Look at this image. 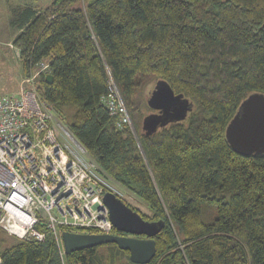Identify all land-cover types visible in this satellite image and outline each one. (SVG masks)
Returning <instances> with one entry per match:
<instances>
[{"label": "trees", "instance_id": "obj_1", "mask_svg": "<svg viewBox=\"0 0 264 264\" xmlns=\"http://www.w3.org/2000/svg\"><path fill=\"white\" fill-rule=\"evenodd\" d=\"M11 25L24 76L41 64L53 75L37 80L40 98L151 215L125 203L164 222L149 264H264V154L241 155L226 139L242 102L264 94V0H55L18 8ZM111 78L135 131L105 104ZM159 80L193 110L147 136ZM36 228L44 242L0 227V264H134L116 244L63 257L54 233Z\"/></svg>", "mask_w": 264, "mask_h": 264}, {"label": "built area", "instance_id": "obj_2", "mask_svg": "<svg viewBox=\"0 0 264 264\" xmlns=\"http://www.w3.org/2000/svg\"><path fill=\"white\" fill-rule=\"evenodd\" d=\"M48 68L41 64L24 82L34 84ZM109 90V112L120 117L119 126H131L112 78ZM55 120L36 89L0 96V227L19 239L44 242L36 228L43 223L62 249L60 228L85 234H113L115 228L102 200L106 175L84 151H73L59 138Z\"/></svg>", "mask_w": 264, "mask_h": 264}, {"label": "water", "instance_id": "obj_3", "mask_svg": "<svg viewBox=\"0 0 264 264\" xmlns=\"http://www.w3.org/2000/svg\"><path fill=\"white\" fill-rule=\"evenodd\" d=\"M46 79L51 83L53 75L47 74ZM148 106L154 112L143 120L142 129L147 136L155 134L169 124L185 121L193 110V103L184 94H176L164 80L156 83L148 99ZM226 139L241 155L264 154V94H251L242 102L226 128ZM102 200L110 211L114 228L131 236L64 231L62 239L65 253L116 244L119 249L130 253L132 263L149 264L157 252L154 238L162 231L164 222L146 221L139 212L129 207L112 191H106ZM141 236L144 238H139Z\"/></svg>", "mask_w": 264, "mask_h": 264}, {"label": "rangeland", "instance_id": "obj_4", "mask_svg": "<svg viewBox=\"0 0 264 264\" xmlns=\"http://www.w3.org/2000/svg\"><path fill=\"white\" fill-rule=\"evenodd\" d=\"M54 1L55 0H0V96L7 94H16L24 88L35 89L37 85V80L43 75L47 74L43 73V75L36 77L34 84L24 82L27 81V78L23 74L19 50L14 47L13 44L19 32L11 24L13 20V14L18 8L30 6L34 9L43 11L47 7H49ZM38 70L39 68L35 71V74H33L30 78L36 75L38 73ZM55 128L57 132L60 130L61 132L64 131L66 135H68L69 133L68 130L65 128V125L63 123H60L57 117L55 120ZM131 128L133 131H135L133 124L131 125ZM64 138L66 143L70 146L73 151H83L78 143H74V139H70V137ZM81 154L84 155V152ZM106 179L108 181V191L116 193L119 198H121L124 202H127L132 207L136 208L147 216L151 215V211L144 201L138 199L136 196L129 193L124 188L120 187L111 179ZM60 245H63L62 236L60 237ZM62 250H64V245L62 247ZM62 255L63 257L65 256L63 251Z\"/></svg>", "mask_w": 264, "mask_h": 264}, {"label": "crops", "instance_id": "obj_5", "mask_svg": "<svg viewBox=\"0 0 264 264\" xmlns=\"http://www.w3.org/2000/svg\"><path fill=\"white\" fill-rule=\"evenodd\" d=\"M60 123H63V122H61V121H59ZM64 124V123H63ZM65 125V124H64ZM65 128L68 130V135H66V133L63 131V132H61L60 130L58 131L59 132V136H60V139L63 141V142H65L66 143V141H65V138L64 137H67V138H69L70 137V139L72 138V139H74V143L76 142V143H78L77 141H76V139L73 137V135H72V133L70 132V130L68 129V127L65 125ZM79 144V143H78ZM80 145V144H79ZM81 146V145H80ZM82 147V146H81Z\"/></svg>", "mask_w": 264, "mask_h": 264}, {"label": "bare ground", "instance_id": "obj_6", "mask_svg": "<svg viewBox=\"0 0 264 264\" xmlns=\"http://www.w3.org/2000/svg\"><path fill=\"white\" fill-rule=\"evenodd\" d=\"M81 148L87 154V156H89L88 153H87V151L83 147H81Z\"/></svg>", "mask_w": 264, "mask_h": 264}, {"label": "flooded vegetation", "instance_id": "obj_7", "mask_svg": "<svg viewBox=\"0 0 264 264\" xmlns=\"http://www.w3.org/2000/svg\"><path fill=\"white\" fill-rule=\"evenodd\" d=\"M126 236H131V235H126Z\"/></svg>", "mask_w": 264, "mask_h": 264}]
</instances>
